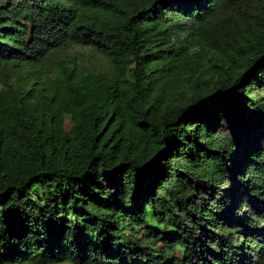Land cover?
<instances>
[{"label": "trees", "instance_id": "trees-1", "mask_svg": "<svg viewBox=\"0 0 264 264\" xmlns=\"http://www.w3.org/2000/svg\"><path fill=\"white\" fill-rule=\"evenodd\" d=\"M0 264H264V0H0Z\"/></svg>", "mask_w": 264, "mask_h": 264}]
</instances>
